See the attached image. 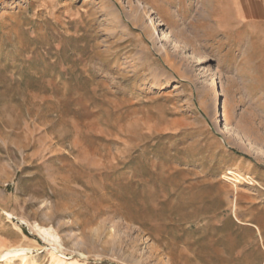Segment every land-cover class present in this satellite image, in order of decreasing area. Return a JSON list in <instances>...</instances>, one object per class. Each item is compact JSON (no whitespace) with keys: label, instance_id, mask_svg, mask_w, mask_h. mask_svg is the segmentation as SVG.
<instances>
[{"label":"rangeland","instance_id":"1","mask_svg":"<svg viewBox=\"0 0 264 264\" xmlns=\"http://www.w3.org/2000/svg\"><path fill=\"white\" fill-rule=\"evenodd\" d=\"M235 15L0 0V245L31 264H264V18Z\"/></svg>","mask_w":264,"mask_h":264},{"label":"bare ground","instance_id":"2","mask_svg":"<svg viewBox=\"0 0 264 264\" xmlns=\"http://www.w3.org/2000/svg\"><path fill=\"white\" fill-rule=\"evenodd\" d=\"M4 7V4H3ZM168 33H163L161 39L168 37ZM211 92H217V84H214L210 90ZM225 106L221 107V116H225ZM36 230L47 240H53L54 242L59 240V236L51 230V228H46L38 223L34 224ZM56 249V248H55ZM30 250L28 247L23 246H6L0 245V264H14L15 260H19L20 264H31L30 257L27 255V251ZM49 254V253H48ZM50 255V261L52 264H79L76 260L69 259L56 251L52 250Z\"/></svg>","mask_w":264,"mask_h":264},{"label":"crops","instance_id":"3","mask_svg":"<svg viewBox=\"0 0 264 264\" xmlns=\"http://www.w3.org/2000/svg\"><path fill=\"white\" fill-rule=\"evenodd\" d=\"M237 18H264V0H228Z\"/></svg>","mask_w":264,"mask_h":264}]
</instances>
